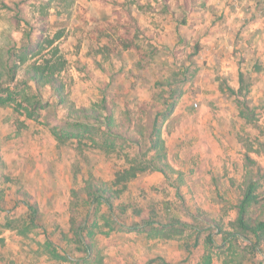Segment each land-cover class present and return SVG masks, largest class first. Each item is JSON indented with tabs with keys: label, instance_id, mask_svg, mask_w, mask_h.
<instances>
[{
	"label": "rangeland",
	"instance_id": "obj_1",
	"mask_svg": "<svg viewBox=\"0 0 264 264\" xmlns=\"http://www.w3.org/2000/svg\"><path fill=\"white\" fill-rule=\"evenodd\" d=\"M166 2L0 0V61H4L0 95L7 96L9 91L18 92L19 99L25 98L24 92L27 98L40 95L32 100L40 101L32 118H27L24 108L17 112L15 104H0V252L32 247L38 250L36 257L46 259L45 264H203L204 245L190 253L184 247L190 236L169 241L149 236L151 227L133 209H142L146 219L167 222L174 215L191 225L199 222L203 228L207 216L218 219L227 210L223 209L225 201L226 207L236 201L241 182L264 175V70L259 63L257 71L246 70L245 90L232 93L218 62L195 55L196 39H204L206 23L221 21L222 9L230 12L234 5L239 11L240 2L248 7L257 0ZM168 6L178 9L177 14L172 16ZM101 9L113 14L104 12L110 17L101 20ZM186 13L199 25L195 35L192 26L174 27ZM185 37L192 44L181 47ZM52 38L54 44L41 51L38 42L46 45ZM171 38L174 43L165 42ZM127 44L135 58L129 57ZM10 50L20 64L14 83L8 81ZM26 56L28 60L20 63ZM51 57L66 60L59 73L64 90L54 91L48 85L37 91L33 81H29L32 89L22 83L30 65ZM178 86L181 89L174 99L170 90ZM161 93L176 104L173 111L165 112V118L164 113L160 116L154 137L163 141L165 162L175 171L165 179L162 172L149 170L131 182L120 204H130V215L107 221L103 218L108 216L106 205L98 209L96 202L84 203L79 216L91 207L86 224L94 229L100 253L91 255L89 261L56 258L55 252L73 253L63 233L69 228L71 201L79 197L86 201L82 190L86 179L110 181L120 167L128 165L127 159L142 157L162 165L149 147L150 138L137 145L131 139L108 135L106 128L111 115L113 132L118 128L127 138L139 137L140 131L147 136L153 130L150 114L155 116L168 105L164 97L159 98ZM23 104L29 105L26 100ZM99 111L102 116L97 119L94 115ZM80 131L85 134L82 138L76 137ZM261 182L264 189V178ZM23 201L39 209L36 217ZM262 203L255 206L254 216L264 217ZM200 213L202 217L197 218ZM228 214L225 222L236 215L230 209ZM138 222L139 229L128 230ZM19 230L32 237L27 240L20 235L22 239L14 244L11 237ZM123 231H128L129 242L137 239L138 244L122 247L124 238L107 234ZM187 234H194L193 229ZM5 238L13 246L6 245ZM49 238L54 244L47 243ZM140 246L146 247L137 253ZM236 247L215 253L211 264H239L242 250ZM261 258H244L243 264H258Z\"/></svg>",
	"mask_w": 264,
	"mask_h": 264
},
{
	"label": "trees",
	"instance_id": "obj_2",
	"mask_svg": "<svg viewBox=\"0 0 264 264\" xmlns=\"http://www.w3.org/2000/svg\"><path fill=\"white\" fill-rule=\"evenodd\" d=\"M55 38H52L50 40H46V45H43V42H38V45L41 46V51L45 47L52 46L54 44ZM11 51V50H10ZM56 53V52H55ZM9 58V78L8 81L14 83L16 80V77L18 75L19 71V62H17L13 58V52L11 51ZM3 59V58H2ZM4 60V59H3ZM20 63H24L28 60L27 56L20 59ZM4 62V61H3ZM2 60L0 61V68L3 66ZM66 66V60L65 59H54L46 58L43 62H38L30 65L28 69L26 70L25 78L22 81L23 84L28 86L29 89H32L33 86H30L29 81H33L37 86V91L41 90V88L46 87L48 85H51L54 91L64 90L65 84L64 82L59 78V73L65 69ZM249 68V67H247ZM2 69H0L1 71ZM247 72H245L244 75L241 76V79L245 80V75ZM3 82L0 81V85H2ZM17 87V84L9 85ZM181 86L179 87H172L170 92L172 98L175 99L174 96L177 95L178 92H180ZM9 91V90H8ZM243 89L240 88L237 94L242 93ZM20 93V92H19ZM166 93V92H165ZM167 94V93H166ZM166 94H159V98L164 97V101L168 104L166 109L160 112H157L155 116L151 113L150 116L154 117L153 119V130L145 136L141 131L139 137L135 136L132 138H127L125 136V133L123 131H120L118 128L113 132V128L111 126L112 124V116H107L108 124L106 125V128H108L107 133L108 135H111L112 137H119L126 139H131L135 144L141 145L143 142L146 141V139L150 138V149H153L157 154V160L162 162V165L156 166L153 162H146V160H143L142 157L140 160L138 158H133L131 160L127 159L126 162L128 165L124 164V166L120 167L116 173L114 178H112L110 181L105 180H98V179H86L85 186L82 188V190L85 192L86 201L83 202V198H77L75 200L71 201V209L72 213L70 215L69 220V228L66 232L63 233V239L67 240V242L71 243L75 249L81 253L80 255L75 254H58L55 252L56 258H66L71 259L74 258L76 261H89L90 256L93 255V251L96 247L97 241L94 237V229L89 228V225L86 224V218L87 216H90V210L91 207H88L86 209L87 214L86 215H80L81 208L84 207V203H97V208L100 209L101 205H106V208L108 210V216L106 214L103 215V218L108 221V218L116 219V216L120 215H130V212L127 210V207L129 205L122 206L120 205L122 202V197L125 195L127 190L130 189V183L133 182L137 177H139L141 174L148 172L149 170L152 171H160L164 174L165 179L170 178L171 172H174L175 169L174 166L167 160L166 158V150L164 152V144L163 141H161L158 137H154V134L160 129L158 127L159 118L164 115V118L166 117L165 112H171L173 111L176 101L172 100L171 102L167 101L168 96ZM25 95L24 99L18 98V92L9 91L7 96H1L0 95V104L1 105H11L15 104V110L17 112H20L22 108L25 109L27 118H32L37 113V104L40 102L38 100L32 101L35 98L40 99V95L36 94V97H26L25 92L23 93ZM239 97V96H238ZM106 99V98H105ZM26 100L29 105H24L23 102ZM97 119L98 117L102 116V113L96 112L94 115ZM25 121L22 120L20 122V125H24ZM87 126V125H85ZM24 127V126H23ZM159 128V129H157ZM84 133L82 131L78 132L76 134V137L82 138L84 137ZM157 135V133H156ZM81 140V139H80ZM110 139H106L104 142L108 146L107 142ZM113 147H115L114 143H111ZM166 159V160H165ZM252 160V159H251ZM264 178L263 176H260L259 178H254V176H251L247 178L244 182H241L238 185V195L237 199L234 203H232L230 206L226 207L225 204H227V201H225V198H221V200L225 201L223 203V209L225 208L229 211L234 210L236 215L233 219H230V222H225L224 217H228V211L225 210L220 217L217 218H211L210 216H205L207 225L203 228L200 226V223L198 222L195 225H191L189 222H186L185 220L179 218L178 216L174 215L173 218L170 221L163 222L161 220L157 219H146L142 216L143 210L140 208H134L133 214H135L137 217L141 218L145 225L151 227L152 232L149 234V236L154 237L155 239H162L163 241H169L174 240L182 237H189L190 240H187L184 243L185 249L192 253L195 248L200 247L201 245H204L202 249H205V256L206 261L203 264H211L213 260L214 254L221 255L224 253L228 248L232 249L234 246H237L235 250L240 251L238 254H241L243 256L239 257V264L244 263V258L249 259L251 257H258L259 255H262L261 260L258 261V264H264V217L263 214H260L259 216H254V208L259 203H262L264 200V189L263 184L261 182V179ZM119 203L117 204V202ZM31 216L36 217L38 215L39 209L36 206H33L32 204L28 205ZM261 207H264V203L261 204ZM264 212V211H263ZM202 217V214H198L197 218ZM111 223L113 222L110 220ZM97 224V223H96ZM199 224V225H198ZM98 225V224H97ZM117 223L113 224V228H116ZM140 223H134L128 230H137L140 227ZM96 226V225H95ZM101 227V225H100ZM126 228V227H125ZM192 228L194 234H187L188 230ZM205 231H208L206 234V237H204ZM68 232V233H67ZM204 237V238H203ZM49 245L54 244L52 240L49 238L48 240ZM47 245V246H49ZM202 247V246H201ZM200 247V248H201ZM239 247L241 249H239ZM249 252L246 253L244 251ZM234 251V250H233ZM234 255V254H233ZM247 255V256H246ZM154 261V260H153Z\"/></svg>",
	"mask_w": 264,
	"mask_h": 264
},
{
	"label": "crops",
	"instance_id": "obj_3",
	"mask_svg": "<svg viewBox=\"0 0 264 264\" xmlns=\"http://www.w3.org/2000/svg\"><path fill=\"white\" fill-rule=\"evenodd\" d=\"M166 1L167 4L169 0ZM231 8V13L226 9H222L220 11V15H222V18L220 19L221 21L205 24L206 34L204 39H196L195 37H193L192 39H196L197 42V47L195 50L196 58H201V56L203 55H206L205 58H214L215 61L218 62L217 65L221 66L220 68L222 71V75L225 77V80L227 82V85H229L228 87L230 88L231 92L236 93L240 88H242L243 90H245L246 88V85L241 79V76L245 74L246 70L249 69L252 72L257 71L256 65L258 63L264 70V0H257L256 3L248 7L244 6V4L240 2L239 11L234 5H231ZM167 9L172 16L177 14L178 9L171 8L170 6H168ZM104 12L113 14L112 11L109 12V9H101V14L99 16L101 20L108 19L110 17V15H107ZM190 18L191 16L186 13V16L182 18L180 24L176 23L174 27H179V25L185 28L192 26L194 28L192 30V33L193 35H195V32L198 30L199 25H195ZM213 32L216 33V35L213 34ZM174 39L175 38L166 39L165 42L174 43ZM186 39L190 40V37H185L180 40V42L184 44L181 47H184L185 45L189 46L190 44H192L191 41ZM129 48L130 46L127 44L125 49L129 51ZM129 57H136L132 50L129 51ZM246 65H250L251 67L246 68ZM208 119L209 116L206 115L205 123ZM201 122L204 121L201 120ZM206 127H208V125ZM199 150L202 152L203 148L199 147ZM209 183L212 184V180ZM22 204L27 206V208L29 209L28 205L30 203H25L23 201ZM23 217L24 216H22V218ZM14 219L15 218H12L11 222H13ZM21 232L22 233H20L19 230V232L11 237L14 244H16L17 240L22 239L20 235L22 237H25L26 230H22ZM107 234L108 237L114 235V237L116 238H124L126 241L122 243V247H129L130 245L138 244L136 243L137 239H134L133 242L128 241V231H123L121 233L108 232ZM30 236L31 234L28 233L25 238L28 240ZM5 240L7 241L6 245L13 246V243H10L8 241V238H5ZM26 244L28 243L26 242ZM145 247L146 246H140L138 248L136 247L137 253L142 252ZM70 248L73 251L71 255L81 254L75 249V247ZM110 249L111 248H109L108 252H110ZM37 253L38 250H32V247L28 248V246H19L18 248L14 249L9 248V250L6 249V251L0 252V264H45L44 261H46V259L42 257H36ZM99 253V245H96L93 251V255L97 254L96 256H98Z\"/></svg>",
	"mask_w": 264,
	"mask_h": 264
}]
</instances>
